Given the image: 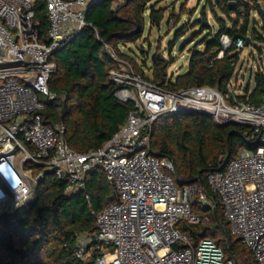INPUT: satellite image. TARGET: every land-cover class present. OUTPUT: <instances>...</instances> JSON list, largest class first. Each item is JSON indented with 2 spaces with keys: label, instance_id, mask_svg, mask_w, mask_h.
I'll list each match as a JSON object with an SVG mask.
<instances>
[{
  "label": "built area",
  "instance_id": "2783aa9c",
  "mask_svg": "<svg viewBox=\"0 0 264 264\" xmlns=\"http://www.w3.org/2000/svg\"><path fill=\"white\" fill-rule=\"evenodd\" d=\"M35 1L0 0V215L32 201L48 171L66 178V191L74 192L99 167L114 184L118 201L95 214L93 236L80 235L76 256L82 264H237L213 238L194 242L178 226L181 221L210 222L193 208L195 194L204 205L214 208L215 203L201 183L178 184L172 159L151 153L152 125L159 116L197 110L217 123L249 128L245 134L254 148L211 170L207 182L231 235L243 240L257 264H264V95L256 104L236 97L232 102L230 94L210 85L173 92L134 72L106 44L119 66L110 71L120 86L116 96L134 107L100 148L79 152L65 140V124L49 121L44 110L46 101L60 96L49 86L57 68L53 54L87 25L91 0H45V35ZM233 44L239 49L245 42L229 36L222 40L223 49ZM223 55L224 50L218 57Z\"/></svg>",
  "mask_w": 264,
  "mask_h": 264
},
{
  "label": "trees",
  "instance_id": "16d2710c",
  "mask_svg": "<svg viewBox=\"0 0 264 264\" xmlns=\"http://www.w3.org/2000/svg\"><path fill=\"white\" fill-rule=\"evenodd\" d=\"M149 1L125 0L114 6V0H91L85 15L87 25L53 54L57 68L49 86L60 96L45 102L44 115L53 123L65 124V140L79 152L100 148L124 123L134 107L132 101H122L116 96L120 86L110 79V71L119 66L106 44L138 67L137 61L120 49V44L134 42L142 36L147 8H150L151 24H161L165 8L148 5ZM261 1L206 0L217 27L201 40L200 47L195 46L190 51L187 71L178 74L168 72L175 61L171 55L174 41L184 33L182 26L170 45L169 58L156 52L151 66L147 65V57L143 59V64L152 68L151 79L173 92L210 85L225 95L230 94L232 102L236 97L260 104L264 95V69L257 68L252 89L247 85L241 94L231 93L240 51L235 44L223 49L222 40L225 36L233 41L243 39L245 45H251L254 40L264 41L257 29V20L251 17L254 10L264 19ZM34 9L41 32L45 35L48 29L45 0H36ZM217 9L223 15H219ZM202 19L207 21L204 11ZM179 20L176 19V23ZM256 47L262 51L261 46ZM222 50L224 55L218 57ZM141 69L142 73L144 66ZM247 130L248 127L236 123H217L209 114L197 110L165 113L155 120L151 130V153L173 160L180 185L200 184L198 177L201 175L209 197L215 203L214 208L203 204L200 209L198 202L193 200V208L208 215L210 222L195 225L181 221L178 226L194 242L204 237L213 238L223 247L227 257L234 255L237 264L257 262H251L250 249L243 240L231 235L219 198L208 185L207 175L211 170L223 169L242 149L254 148L245 134ZM66 186V178L48 171L32 201L12 213L0 215V264H82L76 256L80 235L93 236L97 232L95 214L118 199L106 172L99 167L88 173L83 189L67 192ZM95 244L96 241H92L91 245ZM239 254L245 259L242 263Z\"/></svg>",
  "mask_w": 264,
  "mask_h": 264
},
{
  "label": "rangeland",
  "instance_id": "374dc122",
  "mask_svg": "<svg viewBox=\"0 0 264 264\" xmlns=\"http://www.w3.org/2000/svg\"><path fill=\"white\" fill-rule=\"evenodd\" d=\"M124 1L125 0H114V6ZM150 4H155L156 8H165V15L159 26L152 25L150 8H147L144 13L145 29L142 36L134 42L120 44V49L127 55L132 56L138 63V67H134V65L127 60L129 67H131L134 72L142 74L144 78L151 79L152 68H148V66H151L152 56L157 52L164 53V56L169 58L170 45L176 31L184 26L183 36L174 41L175 46L172 49L171 55L175 61L170 65L168 72L169 74H178L187 71L190 51L195 46H198L201 40L208 35L210 31H213L217 27L210 5L207 4L206 0H150L148 5ZM261 5L264 10V0L261 1ZM203 11L207 14V21L202 19ZM217 13L223 15L220 9H217ZM251 17L257 20V29L264 37V30L262 29L264 25L263 17L254 10L251 12ZM178 18H180V20L176 23V19ZM169 19L170 22L168 23ZM257 45L261 46V52L257 50ZM201 48L203 47L201 46ZM238 50L240 51V56L232 80L233 85L231 86V90L234 92L236 91V93L240 91L243 92L247 85L253 88L255 85V73L257 68L262 67L264 69V41L254 40L251 45L246 44ZM145 57H147L148 66L143 64V59ZM142 66H144V70L141 73ZM176 180L179 184L177 178ZM194 201L198 202V206L201 209L203 204L200 202L198 194H195ZM248 251L249 253L251 252L250 250ZM238 256L241 263L244 262L245 259L240 254ZM250 260L251 262L255 261L252 252Z\"/></svg>",
  "mask_w": 264,
  "mask_h": 264
},
{
  "label": "water",
  "instance_id": "95a60500",
  "mask_svg": "<svg viewBox=\"0 0 264 264\" xmlns=\"http://www.w3.org/2000/svg\"><path fill=\"white\" fill-rule=\"evenodd\" d=\"M249 40H250V39H248V41H249ZM226 125H229V124H226ZM198 180L200 181L201 185L205 186V181H204V179L201 177V175L198 177ZM111 186H112V188H113V191H114V194H115L116 198H118V193H117V191L115 190V186H114V184L111 183ZM215 217L218 218V216H217V212H216V211H215Z\"/></svg>",
  "mask_w": 264,
  "mask_h": 264
},
{
  "label": "crops",
  "instance_id": "0c3cea01",
  "mask_svg": "<svg viewBox=\"0 0 264 264\" xmlns=\"http://www.w3.org/2000/svg\"><path fill=\"white\" fill-rule=\"evenodd\" d=\"M251 89H252V87H251ZM238 93V92H237ZM240 94L242 93L241 91L239 92Z\"/></svg>",
  "mask_w": 264,
  "mask_h": 264
}]
</instances>
